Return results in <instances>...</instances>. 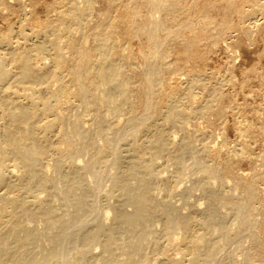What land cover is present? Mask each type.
<instances>
[{"label":"bare ground","instance_id":"1","mask_svg":"<svg viewBox=\"0 0 264 264\" xmlns=\"http://www.w3.org/2000/svg\"><path fill=\"white\" fill-rule=\"evenodd\" d=\"M12 1L21 4L23 19L0 35V264H253L257 248L246 247L250 251L241 261L223 252L232 242L238 251L248 235L255 247L261 244L258 254L264 259L261 236L252 233L255 178L243 173L237 182L242 194L228 195L225 176L232 173V160L211 155L215 151L207 133L185 127L210 111L224 113V80L199 93L201 75L190 74L183 85L164 79L171 69L164 50L179 37L186 61L200 62L206 57L205 42V47L220 44V37L234 28L229 30L224 20L215 29L217 36L204 30L183 39L195 28L183 22L170 30L162 14L177 11V20L190 18L196 9L208 14L214 0L190 5L187 0H118L129 6L121 18L107 29L108 15L98 13L96 30L91 21L97 0H57L47 7L46 24L33 20L37 30L29 29L34 22H28L24 5L40 0H0V12L10 10ZM105 1L114 7L113 0ZM222 1L224 12L241 20L247 17L245 3L264 10L260 0ZM139 4L149 10L142 17L147 26L138 23ZM247 24L248 29L260 25L258 19ZM115 37L122 42L115 43ZM139 37L145 38L147 51L135 63L127 47ZM85 39L94 46L86 48ZM235 127L241 136L248 131L239 123ZM169 128L173 133L167 137ZM248 146L245 140L232 149L235 154L229 151L243 159ZM161 155L172 157L174 177L156 171ZM185 173L191 174L193 188L183 187ZM175 195H181L176 197L182 205L173 201ZM167 251L174 254L165 257Z\"/></svg>","mask_w":264,"mask_h":264},{"label":"rangeland","instance_id":"2","mask_svg":"<svg viewBox=\"0 0 264 264\" xmlns=\"http://www.w3.org/2000/svg\"><path fill=\"white\" fill-rule=\"evenodd\" d=\"M9 1H11V0H9ZM56 1L57 0H40L39 3L37 2L36 4H32L30 1H26L24 7L27 10V12L29 13V16L27 18L28 22L30 21L31 23H33L34 21H37L38 23L46 24L50 18L47 7L51 4H54ZM104 1L103 0H101V1L97 0L95 3V7L97 10L95 9L94 16L92 17L93 18L92 20L94 22L91 21L93 23L92 24L93 29H94V27L97 26L96 24H98V19L100 18L99 16L105 17L103 15H108V18H106L108 20L105 24V28L110 29L112 27L113 23L121 18V15H119V13L122 14V12L125 10L126 7H124V6L129 7L128 5H124V4H123L124 6H122V4H121L122 2H120L118 0H113L115 3L112 2V6L114 5V7H110V5L107 4L108 2L105 1V3H104ZM221 1L222 0H220V1L214 0V4H216V6L213 5L212 9L209 11L208 14H205L203 12L200 13L201 10L198 11V9H196V11H193V14H191L190 18L183 17L184 19H182V20L181 19L177 20L178 14H180V13H177V11L167 10L166 12H164L165 14L164 13L162 14V16H161L162 20L166 23L167 27L170 30H178L180 28V25L183 22L185 24L191 25L195 28L196 32L194 31L195 33L193 32L194 34L192 33V35L190 34L191 32H188V31L184 32L183 33V39H184V37H185V39H187L188 37L193 38L195 35L198 36V34L200 35V32L202 35L204 30H205V33L208 34V36L212 35V37H214L213 34L214 35L217 34V32H216L217 27H218L217 25H220V24L222 25V22L224 23V20L226 22L228 21V23L230 22L229 23L230 24L229 30L234 28V29L230 30L231 32L227 30L228 32L225 36L226 38H224V35L222 36V38L220 37V39H221L220 41L222 42L220 44L219 43L213 44V45L210 44L209 46L205 47L207 45V43L205 42L206 45L204 46L203 49H206L205 53H204L206 55V57L203 59V61H200V62L199 61L196 62L195 60L186 61L187 56L184 53L185 50H184L183 45H182V43H184V42H182V38L179 37L177 40L178 42L177 43L175 42V43H173V45H171L172 48L168 47L164 50V60L171 65V69L169 71L165 72L164 79H165V82L168 84L169 83H178V84L183 85L182 83H184V84L186 83L190 74L201 75L202 79L204 80L203 81L204 85L202 84V86L197 90L199 93H208L209 90L214 85H216V83L222 82L224 80L223 85L224 84L225 85L224 86L222 85V90H223L222 93L224 95L222 98H224V99H222L221 105H220V108L222 111H224V113L219 115L215 111L214 112L210 111V113L208 112L206 114V116L204 115L203 118H200L198 120H190L189 121L190 123L188 122L189 124H186L185 127L188 128V132H190L189 129L193 131L194 128L195 129L198 128V130H201V131L203 130L204 132H206L207 136L209 137V138L207 137L208 141H206V142L209 146H212L211 148H213L212 149L213 152L215 151L214 153H211V155L214 154L213 156H218V157L221 156L220 158L223 160H225L224 158H227L230 161L232 160L231 161L233 163L232 173H228L225 176L227 183L231 185V186L228 185L229 186L228 189L226 188L227 187L226 186L225 187L226 190H224V191H226V193L228 192V195L233 194L234 196H239L242 194V188L240 186H238L237 182H238L239 176L243 175V173L246 176L248 174L249 179L255 178L258 190H256L257 192L255 193L256 203L254 206L253 216H254V219L257 221V223H256V226L253 227L252 233H253V235L255 234L258 237L261 236V237H259V238L257 237V238H258V240L261 241V242L259 241L260 243L263 242V244H264V237H263L264 232L262 233L263 235L262 234L260 235L261 231L264 230L262 228V227H264L263 226L264 225V223H263L264 222V214L262 213V211L264 209V12H263L264 10H262V12H261V10H259L260 7H257V9L259 11H257V10L254 11L252 9V6L254 5L253 3H250V2L245 3L244 4V12H246L247 17L244 16V18L241 20L240 18L237 19L239 17V15H237V14H235L236 15L235 16L232 13L224 12L225 11L224 10L225 3L223 1L222 2ZM190 2H193V0H191V1L187 0L186 3H188V5H190ZM260 2L263 5V6H261L262 9H264V0H260ZM104 6L110 7L111 9L109 10V8H108L106 10L107 7L105 8ZM2 7L3 6H1V8ZM139 7H142L143 9H141V8H140V10L138 9L140 11L141 16L138 18V20H140V21H138V20L137 21H138V23L140 22L141 26H147L148 24L144 21L143 15L144 16L148 15L149 10L146 9L147 7L146 6L144 7L143 5L137 6L136 10ZM10 8H11L10 10H5V11L0 12V35L1 36H5L6 34H8L9 31L13 27L17 26L18 23L23 19L21 4H19L18 2L12 1V2H10ZM105 10L107 12L108 11H110V12L107 13ZM147 10H148V12H147ZM251 10H253L254 12ZM102 12L106 13V14H103ZM98 13L101 15H99ZM224 14H226V15H224ZM231 14H232V16H231ZM252 14L255 16H253ZM97 15H99L98 16L99 18L97 17ZM217 15H219V16H217ZM95 16H96V18H94ZM204 17H206V19ZM207 17L209 18L208 20H207ZM220 17H222V18H220ZM252 17H253L254 21L258 19V24H260L262 27L259 25L256 28L248 29L247 23L250 24L253 21ZM245 18H248L249 20L248 19L245 20ZM220 19L221 20L223 19V20L221 21ZM204 20H207V21L204 22ZM211 20H213L212 24L208 25L209 23H211ZM214 20H216V21L214 22ZM239 20H241V22ZM95 21H97L96 24H94ZM208 21H210V22L208 23ZM231 21L233 23H235L234 27L232 26L233 23ZM231 23H232V25H231ZM38 26L39 25L36 22H34L31 26L29 24V29L37 30ZM207 27H209L208 31L206 29ZM242 27H244L245 31L249 30L248 32L249 33L251 32V33L247 34L243 30ZM96 29H97V27L95 28V30ZM118 29L121 30V28H118ZM254 29H255V31H254ZM210 31H211V33H210ZM116 32H119V30L118 31L116 30ZM252 32H254V33H252ZM187 33H189L190 36H188ZM230 37H232V38H230ZM141 38H143V39H141ZM141 38L140 37L135 38L132 42H130L128 44V47H127V48H129L127 50V53L131 52L133 54V55L131 54V57H132V61L135 63H138V61L140 63L142 60L141 55L143 54V51L144 52L147 51L146 50L147 49L146 48V45H147L146 40L144 37H141ZM248 38H250V39H248ZM224 39L226 40V42L224 41ZM87 40L86 41L88 43L86 41L85 42L83 41V43H85V47L87 46L86 48L90 49L92 46H94L93 41L91 39H87ZM117 41H119V43L122 42V40L119 39L118 37L115 39V43H117ZM179 42L181 45L179 44ZM64 45H65V43H64ZM179 47H181V48H179ZM66 50H65V52L67 55V54H69V51L68 50L66 51ZM231 50H233L234 52ZM229 52H230V54H229ZM229 55H231V56L234 55V56L231 57ZM67 56L69 57V55H67ZM130 61H131V59H130ZM177 61H180V63L183 61L182 63L184 65L183 66H177V63H176ZM133 82L135 84V87L139 88L140 83H141L140 79L136 77L133 80ZM71 90H73V86H71ZM135 103L137 104V100ZM136 112L137 113L140 112V108L138 107V104L136 107ZM238 123L242 127H245L248 129V131L243 133V134H245V136L243 134H242L243 136H241V134L235 130L236 129L235 126ZM185 131L187 132L186 129H185ZM171 133H173V129H171V128H169L165 132L167 137L169 135H171ZM181 133L177 134L178 140H180L181 136L183 135V132H181ZM242 137H243V140H242ZM244 137H245V139H244ZM245 140H246V143L250 142L252 145V146H248L249 149L246 148V150L244 152L245 154L243 153L244 155H241V156H244L245 158L242 159V157L240 158L238 156L237 157L239 158V160L237 157L233 158V156H236V155H233L235 153H233L234 150L232 151V149L240 143H245ZM123 144H125V143H123ZM215 147H217L218 149L217 148L214 149ZM62 148L65 149L66 146L63 145ZM222 148H223V150H222ZM219 149H221L220 150L221 152H217V150L219 151ZM229 150H231V152L233 154L230 153ZM216 152L218 155H216ZM221 154H223V156ZM146 156L147 155H145L144 158L145 159L147 158V160L149 157L150 158L152 157L150 154H148V157H146ZM163 156H165V155H161V156L157 157V160L155 162L156 171L158 172L160 170V172H163L162 173L163 176L166 175V177L167 176L174 177L173 176L175 174L174 170H176V169L174 166H172V164H174L172 157L169 158L166 156L167 157V159H166V157H163ZM213 156H211L209 159L211 160V158ZM168 158L170 160H168ZM171 159H172V161H171ZM165 160H166L167 164H166V162H164ZM169 161H170V163H169ZM253 161H255V162H253ZM168 164H169V167L167 166ZM165 168H167V169H165ZM172 168H174V169H172ZM250 175H251V177H250ZM181 179L183 182L182 185L185 184V185H183L184 188H186L185 187L186 185L187 186L190 185L189 186L190 188H193L192 186H195V184H193V182H192L193 180H191L192 177H191L190 173H188V174L185 173V174L181 175ZM187 179L189 180V183L187 182L188 181ZM184 180L186 183L184 182ZM230 187H231V189H230ZM195 193H197V195L195 194L197 196V198H196V201H197V199H199L198 195H200V194L198 193V191H196ZM176 196L177 197L180 196V198H181V195H179V196L175 195V197ZM196 196H194V197H196ZM175 197H173V198H175ZM177 197L175 199H173V201L176 204L179 203L182 205V203H180L181 199L179 200V198H177ZM194 197H192V198H194ZM192 198H190L191 201L192 200L195 201V198L194 199H192ZM202 202L203 201H201V203ZM181 205H179V206H181ZM203 207H205V205ZM184 209L185 208H183V209L181 208V211L186 213L187 210L185 209V211H184ZM231 219H233V218L232 217L229 218V220H230V221L228 220L229 223H231L233 221ZM260 225L262 226L261 228L259 227ZM260 229H261V231H260ZM252 233H251V235H252ZM251 238H252V236H249V235L247 237H244L243 242L241 243V248H239V249H242V251H244V252H241V250H239V249L237 251V245L235 244V246H236L235 247L233 242L231 243L232 246H230V243H227V244H229V245L226 244V246H228L229 251L227 250V247L225 246L223 252L227 251L228 253H232V254H234V257L238 256L237 259L241 261L243 259L242 254L245 253V250L250 251L253 249L255 251V249L257 248L255 251L256 253L252 251V253H253V257H252L253 262L252 263L253 264H264V259L260 258L261 257L260 253L258 254V252H260L259 249H260L261 244H259L260 246L258 249V247H257L258 245L255 247V245H253ZM262 238H263V240H262ZM251 245H253V246H251ZM242 246L244 248H242ZM246 247H248L250 250L246 249ZM257 250H259V251H257ZM96 251H98V249H96ZM227 252H225V253L227 254ZM225 253H223L222 255H224ZM173 254L174 253L172 251H167L166 253H164L165 257H170ZM256 254H258L259 257H258V255L256 256ZM254 256H255V258H254ZM239 258H241V259H239Z\"/></svg>","mask_w":264,"mask_h":264}]
</instances>
